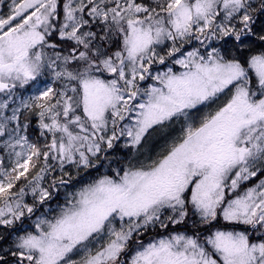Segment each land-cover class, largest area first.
Wrapping results in <instances>:
<instances>
[{
	"label": "snow or ice",
	"instance_id": "1",
	"mask_svg": "<svg viewBox=\"0 0 264 264\" xmlns=\"http://www.w3.org/2000/svg\"><path fill=\"white\" fill-rule=\"evenodd\" d=\"M58 7L13 0L0 16V93L30 83L37 92L11 115L0 101V149L11 163L9 171L0 159V225L16 228L0 264H264V180L234 199L226 193L264 176V34L253 27L264 0H66L62 20ZM85 16L103 23V36L84 31ZM193 41L199 46L185 50ZM32 114L50 143L22 134L21 117ZM154 133L164 143L143 156ZM122 138L135 159L66 191L24 226L36 202L72 183L66 166L77 175L96 168ZM56 167L61 175L42 186ZM189 207L199 224L222 217L233 227L202 235L194 222L193 234L178 231ZM241 224L253 232L236 230ZM156 226L166 234L139 239Z\"/></svg>",
	"mask_w": 264,
	"mask_h": 264
},
{
	"label": "rangeland",
	"instance_id": "2",
	"mask_svg": "<svg viewBox=\"0 0 264 264\" xmlns=\"http://www.w3.org/2000/svg\"><path fill=\"white\" fill-rule=\"evenodd\" d=\"M138 1L140 2V0H138ZM147 1H149L151 3V0H147ZM254 1L255 0H252V2H254ZM65 2H66V0H58L59 5L61 6V12H59L60 13V18H62V19H63V3H65ZM12 4H13V0H0V16H6L10 12ZM85 18L89 19L90 23L91 22L92 23H99L98 21H91V18H89L87 16H85ZM261 31L264 34V25L262 26ZM193 43H194V41L192 42V44ZM192 47H196V46L185 45V50H191ZM176 70H179L178 66H176ZM46 83H51V79L49 78L46 81ZM43 86H44V84L40 85L41 88ZM13 91H14L15 94L13 96H11V97L7 96L5 93H0V101L7 100L8 103H9V108L7 110H5V115H11V109L13 107H19L23 100H27L30 96H34V95L37 94L36 87L32 83H30L29 85H26L24 88L17 87ZM23 111H28V110L22 108L21 112L23 113ZM35 111L38 112V109H36ZM34 115H36V114H34ZM36 116H37L38 121H39L38 115H36ZM14 126H15V122H13L10 125V127H14ZM22 134H26V132H22ZM3 139H6V137L0 138V141H2ZM163 143H164V141L160 137V135L158 133H154L149 138V140L145 143L144 148L141 149V152L143 153V156L155 157V154L160 150V147L162 146ZM17 150H19V149H17ZM143 156L140 157V158H143ZM135 158H136V152L134 151V154L131 157V159H135ZM0 159H2V161H3V167L10 171L11 170V163L9 161L7 152L4 151L3 149H0ZM66 170H68L70 172V174L74 177V173H75L76 169L70 168L69 166H66ZM56 173L61 175L59 168H57ZM101 175H103V174H101ZM96 177H98V175ZM49 178H50V174L42 182V186L47 187V185H49ZM65 179H67V177H65ZM262 180H264V176H262V175H260L258 173L256 177H252L250 180L243 182L240 185V187L235 190V192H231L228 189H226L227 198L228 199H234L236 197V195H243L247 191V189L255 187ZM70 188L71 187H69V186H68L67 189L64 188V187H60L61 192H62V196H63V200H64V195H65L66 191L72 190ZM24 202H26V203H28L30 205L33 204V197H32L30 189H29V195H25V197H24ZM62 203H63V201L60 204H62ZM3 206H4L3 203H0V207H3ZM56 207H57V205H54V206H51V207H44V208L41 209L42 210L41 212L34 213L31 218H24L23 219L24 226L28 227L30 229L31 226L33 225V222L35 221L36 217H38V216H48L49 215L48 209H55ZM220 218H221V220L223 222H225L222 219V217H220ZM194 222H196L198 226H202V224H199V216L198 215H193L192 214V210L189 207V217L187 218V223H188L189 226H192V224ZM20 223H21L20 221H17L16 222L17 226H19ZM215 223H216V221L212 222V225H207V227L210 226L211 228L208 227V228H206L203 231L200 230L201 234L202 235L208 234L207 230H209V228H210V231H215L217 228H221V227H217ZM228 229L231 230V228H228ZM235 229L238 230V231H242V230L248 229L249 232H253V229L249 225H247V228H244V229L236 228V227H235ZM180 231H183V230H180ZM262 231H264V229H262ZM15 233H16V228L15 227H5L3 225H0V234H4V239L0 240V248H7L11 244ZM186 233L188 235L192 234V232H186ZM154 235L155 234H153L150 230H148L139 239L142 240L144 243H147L153 237L159 238L158 235L157 236H154ZM255 238L256 237L253 236V239H255Z\"/></svg>",
	"mask_w": 264,
	"mask_h": 264
},
{
	"label": "trees",
	"instance_id": "3",
	"mask_svg": "<svg viewBox=\"0 0 264 264\" xmlns=\"http://www.w3.org/2000/svg\"><path fill=\"white\" fill-rule=\"evenodd\" d=\"M139 2V1H138ZM140 2L143 3H150L147 0H140ZM259 0H255L254 4L258 5ZM58 11L61 12V6L59 5L58 7ZM254 15L256 16V23L253 26L254 27V31H256L258 34H263L261 31L262 26L264 25V15H260L258 12L254 13ZM62 20V18H60ZM84 31H92V32H96L98 34V36H103L104 35V25L102 22L99 23H92L91 22V26H85ZM50 42H57L58 40V36L57 35H53L52 37L49 38ZM253 39L255 40V37H253ZM94 43L97 44H104V41H100V40H95ZM217 44V46H220L221 44H224V41H220V42H214ZM257 44H259V41H256ZM232 41L228 40L227 46L231 47ZM188 46H199V43L197 41H194L193 44H190ZM114 50V48H113ZM203 51V49H201ZM223 50V49H222ZM259 50V49H257ZM64 55H67V51L63 52ZM54 87H59L60 85L57 84H53ZM28 111H23V113L27 114ZM21 123H27L28 124V128L26 131V135L28 136L29 140L32 142H37L39 143L41 146H43L45 143H49L50 142V137L51 134L47 132V130L45 131V135L41 136L40 135V131L41 129L39 128V121L36 115L32 114L30 116V120L28 121H24L23 117H21ZM124 144V140L123 138L119 141L116 142L115 147L113 149H108L105 153H103L101 155V158L99 161L96 162V168H91L88 170H81L79 175H77V172L75 170L74 173V179L72 181V183L69 185V187H71L70 189H74L76 187H79L81 183L86 182L88 180H90L91 178H95L97 175H101V174H112V169L116 168L118 166H123L124 164H126L128 162L129 159H131V157L134 154V150H130L128 148L123 147ZM105 156L108 157V159H105ZM43 161L41 160L40 164L42 165ZM58 162H53V164H57ZM40 165H38L39 167ZM58 167H56L55 171L50 172V178H49V184L51 183L53 178H58L60 175L58 173H56ZM24 184H26L25 180H21L17 182V187L14 189L15 191L19 190L20 186H24ZM49 185H47L48 187ZM52 193H53V198L51 200H49L46 204L44 205H40L38 202H36L35 207H34V213H38L41 212L42 208L44 207H51L54 205H58L63 201V196H62V192L60 187L58 186L57 188H53L51 189ZM26 192L27 195H29V189L26 188ZM27 218V217H26ZM216 226L217 227H225L227 226L228 228H232V225H228L227 222H223L221 220L220 217H218V222L216 221ZM210 227V226H208ZM207 225H202V226H198L199 230L203 231L206 228H208ZM236 228H247V225H236ZM211 228V227H210ZM209 228V230H210ZM148 230H150L153 234H155L154 236H157L158 233L160 234H166L164 232L163 229H160L158 226H156V228H149ZM171 230V228L169 229ZM178 231L183 230L186 232H192L194 229L192 228V226H189L187 223V226H179L177 228ZM207 230V233L208 231ZM151 236V235H150ZM149 236V237H150ZM159 236V235H158Z\"/></svg>",
	"mask_w": 264,
	"mask_h": 264
}]
</instances>
